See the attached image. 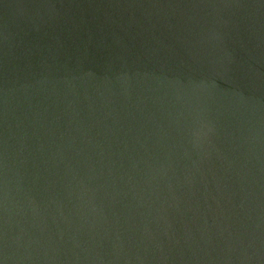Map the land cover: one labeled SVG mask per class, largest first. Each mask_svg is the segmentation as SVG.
<instances>
[{
  "label": "water",
  "instance_id": "1",
  "mask_svg": "<svg viewBox=\"0 0 264 264\" xmlns=\"http://www.w3.org/2000/svg\"><path fill=\"white\" fill-rule=\"evenodd\" d=\"M0 264H264V0H0Z\"/></svg>",
  "mask_w": 264,
  "mask_h": 264
}]
</instances>
